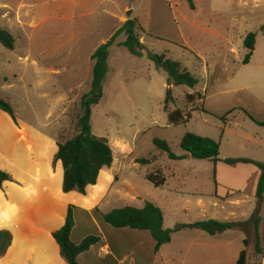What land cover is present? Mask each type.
Segmentation results:
<instances>
[{
  "label": "rangeland",
  "instance_id": "374dc122",
  "mask_svg": "<svg viewBox=\"0 0 264 264\" xmlns=\"http://www.w3.org/2000/svg\"><path fill=\"white\" fill-rule=\"evenodd\" d=\"M191 1L192 8L187 0H0V29L14 39L11 51L0 45V98L11 105L17 120L10 128L12 120L0 113V149L17 146L30 151L46 144L55 178L61 168L54 162L55 145L77 134L80 98L91 83V55L126 20L135 19L142 28L136 30L142 57L119 46L125 41L123 34L108 50L102 97L91 109L90 128L94 136L107 139L113 163L100 172L96 187L86 197L60 195L57 201L40 196L32 184L12 175L10 185L5 183L0 189V230L6 227L16 234V264L22 263L31 245L44 249L43 257L54 260L47 241L37 234L50 223L64 221L69 206L74 207L71 242L103 237L113 247L114 240L125 239L123 249H115L117 256H125L122 264L163 263L160 257L153 263L149 233L113 229L100 214L151 203L163 214V229L172 230L206 220L246 221L254 213L257 201L250 197V187L249 200L238 209L214 199L215 164L188 157L180 142L188 133L217 142L222 167L228 165L225 160L239 158L264 164V129L246 115L264 121V36L260 32L264 0ZM250 33L255 34V47L244 65L243 41ZM148 54L179 63L198 81L193 89L171 87L173 102L167 111V74ZM195 94L202 100L187 104L185 97ZM195 108L203 111L190 113ZM175 110L190 113V120L169 125L167 113ZM156 139L166 142L181 159L170 160L156 150ZM1 153L0 166L4 162ZM144 159L148 165L139 163ZM156 172L166 179L162 187H154L145 178ZM105 181L110 184L101 196ZM12 185L23 192L17 197L18 204L6 197ZM91 191L96 193L90 198ZM198 199L205 203L204 212L195 206ZM83 204L95 206L86 212ZM259 216L264 218V203ZM263 231L261 224L264 248ZM2 258L0 264H6ZM88 258L84 257L83 263L88 264ZM258 259L254 257L251 264H257ZM96 262L92 259L89 264Z\"/></svg>",
  "mask_w": 264,
  "mask_h": 264
},
{
  "label": "trees",
  "instance_id": "16d2710c",
  "mask_svg": "<svg viewBox=\"0 0 264 264\" xmlns=\"http://www.w3.org/2000/svg\"><path fill=\"white\" fill-rule=\"evenodd\" d=\"M187 1L192 8V1ZM137 29L142 31L137 20H126L117 32L106 43L100 45L90 57L93 62L91 83L88 92L80 98L79 115L76 120L77 134L69 140L55 145L54 162L59 163L62 170L61 191L63 194L75 193L86 197L89 190L98 184L100 172L110 168L113 163V154L107 139L96 137L91 133V109L101 100L102 81L106 73L108 50L114 44L117 36L120 34L125 36V41L119 46L124 47L133 56L142 57L143 46L136 34ZM260 32L264 36V25L260 27ZM0 45L10 51L14 48V39L6 30L0 29ZM254 47L255 34L250 33L243 41V48L246 51V57L243 60L244 65L249 63ZM148 59L156 67L163 68L167 74V90L164 100L165 111H167L168 104L173 102L171 87L186 86L191 89L196 87L198 81L179 63L168 60L163 55L148 54ZM195 99L201 101L202 96L200 94L187 95L185 102L192 104ZM193 111H203V108L199 110L196 108L191 109L190 113ZM0 113L8 115L12 122L17 125L11 105L1 98ZM190 113L184 114L180 110L168 112V124L179 125L187 123L191 118ZM246 115L255 125L264 129V121L257 120L248 114ZM222 120L225 121V118ZM153 145L160 153L166 154L168 159H181L170 151L166 142L156 139L153 141ZM180 147L192 159L210 161L214 164L218 162L219 144L209 138L188 133L182 138ZM139 163L148 165L149 161L144 159L139 160ZM225 163L228 165L238 163L252 165L260 172L255 193L257 207L246 221L219 222L206 220L192 224H181L172 230H166L163 229V214L161 210L151 203H145L142 208L138 209L133 207L113 209L108 213L100 214V218L113 229L148 232L154 241V253H157L161 246L170 242L173 232H178L181 229H194L210 236L227 231L240 232L245 235L243 240L245 250L240 253L237 264H251L254 257H264V248L261 246L260 238V225L264 226V218L259 216V208L264 203V164L245 158L227 159ZM145 178L154 187H162L166 182L165 177L160 172L148 174ZM12 181L13 177L10 173L0 170V189L5 183H11ZM73 209V206L67 208L63 225L51 235L58 246L59 257L65 264H79L77 258L99 242V238L94 236L86 237L78 244L71 242L70 234L74 227ZM11 242V232L9 230H0V257L5 255Z\"/></svg>",
  "mask_w": 264,
  "mask_h": 264
},
{
  "label": "crops",
  "instance_id": "0c3cea01",
  "mask_svg": "<svg viewBox=\"0 0 264 264\" xmlns=\"http://www.w3.org/2000/svg\"><path fill=\"white\" fill-rule=\"evenodd\" d=\"M8 125L11 128L13 122L11 124L9 122ZM1 128L4 129L3 126H1ZM0 152H2L1 156L4 158H2L3 160L1 159L4 161L2 163L4 166H0V170L6 171L11 175L20 176L26 184H32L37 192L40 193V196L44 198H57V201L58 198H60V195H63L64 197H68V195H77L78 197L83 198V196L75 193H62V170L60 168L59 176L55 178L54 173L49 168V155L46 144L45 146L40 145L38 149L31 148L30 151L24 150L23 147L15 146L14 148H2L0 149ZM220 165L221 164L217 162L214 167L213 179L216 184L214 199L221 201L222 203H227L229 206L238 209L245 204L250 197L255 198L257 183L260 177L259 170H253L252 167L254 166L252 165L239 163L233 166L227 165L226 167ZM7 184L10 185V183ZM109 184V181H105L103 184L105 188L103 193H101V196L107 192ZM221 187L224 189V193H221ZM248 187H250V197L247 195ZM95 193L96 191H91L90 198ZM22 194L23 192L21 188L16 185H12L11 187L8 186L6 190V197H10L12 202L17 204L19 203L17 197L21 198L23 196ZM82 198L81 200H83ZM80 202L83 203L82 201ZM186 203L190 204L189 201H186ZM95 204H92L91 206L83 204V210L89 212ZM213 205L215 206L216 203H213ZM195 206L196 208L201 209L202 212L205 211L206 206L201 199L196 200ZM220 209L223 210V207L221 206ZM229 215L234 217L235 213L231 212ZM56 223L58 222L48 224L47 229L37 234L47 241V244L53 252L54 260L52 261L47 257H43L42 253L44 249L31 245L27 248L21 264H65L60 259L58 246L51 236L53 232L63 225L64 221L61 219L58 225H56L57 227H53ZM2 229L8 230L6 227ZM192 231L193 232L189 233L181 231L173 233L170 242L161 246L157 253L153 252L154 241L152 240L151 247L154 257L153 263L156 261L157 257H160L163 264H237L240 253L245 250L243 245L245 236L243 233L227 231L222 234L210 236L202 231ZM142 236L147 238L145 234H142ZM101 238L102 240H99L98 243L91 246L87 252L81 254L77 258L79 264H86V262L83 263V259L87 255H89V258L87 259L88 264L92 259L98 261L96 264H101L103 262L122 264L125 261V256L120 257L115 253V249H123L122 247L126 245L125 239L120 237L117 238L113 241V247H111L107 243L106 238ZM15 244L16 234L12 232L11 245L2 258L6 264H16L14 262V258L16 257ZM257 262L258 264H264V257H259Z\"/></svg>",
  "mask_w": 264,
  "mask_h": 264
}]
</instances>
